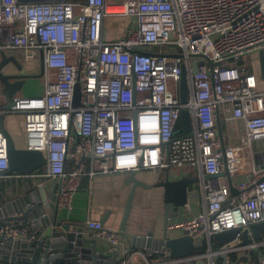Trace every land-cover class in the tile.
I'll return each mask as SVG.
<instances>
[{
    "label": "built area",
    "instance_id": "obj_1",
    "mask_svg": "<svg viewBox=\"0 0 264 264\" xmlns=\"http://www.w3.org/2000/svg\"><path fill=\"white\" fill-rule=\"evenodd\" d=\"M117 17L127 26L121 36L109 38L107 24ZM261 50L264 0H0V63L5 54L14 70L5 72L24 79L7 110L1 109L9 99L0 85V115L5 124L20 120L21 147L43 153L46 164L38 176L55 181L57 210H74L86 176L199 171L201 209L195 211L188 200L166 230L191 236L197 249L206 245L205 252L180 258L164 252L151 259L156 249H136L128 237V243L122 241L120 230L89 218L84 233L107 242L100 264H110L114 254L117 264H235L238 259L242 264L251 248L264 249V237L218 248H211L210 240L239 229V241L243 230L264 221L263 153L255 150V142L264 141ZM183 70L186 103L179 96ZM27 79L38 80L40 92L27 93ZM184 109L189 135L183 133ZM8 168L0 131V180L12 176ZM228 176L237 195L230 192ZM0 235L14 242L39 240L37 230L22 220L6 222ZM224 254L225 260L215 259ZM246 260L243 264H254Z\"/></svg>",
    "mask_w": 264,
    "mask_h": 264
},
{
    "label": "water",
    "instance_id": "obj_2",
    "mask_svg": "<svg viewBox=\"0 0 264 264\" xmlns=\"http://www.w3.org/2000/svg\"><path fill=\"white\" fill-rule=\"evenodd\" d=\"M22 1H47V0H22ZM142 51L146 50L145 46L139 48ZM10 59L3 54L0 63V84L8 97V104L2 106V110L9 109L14 104V95L20 91L24 85V79H19L17 76L6 73L4 68ZM211 63V62H210ZM260 77L264 83V51L259 52ZM196 71V67H194ZM80 93L79 84L76 85V95ZM180 100L186 103L188 99L187 74L185 70L182 72L180 81ZM79 105L78 99H75V106ZM181 122L183 133L190 134L191 120L189 112L182 110ZM218 134L224 144L223 126L221 118L217 117ZM0 131L6 138L7 155L9 168L6 174L19 173L22 175H30L43 168L46 164L44 155L39 150H30L18 146L13 135L6 127L4 115H0ZM255 150L263 153L260 155L259 161L264 165V141L255 142ZM136 173H132L128 183L131 184L130 193L124 208L120 231L126 235L128 220L131 214L133 199L138 187L152 188L162 187L164 189V234L161 239L153 238L152 233L145 235H136L131 240L132 247H139L145 251L151 249L157 250L159 253L168 252L171 258H180L195 255L198 252L194 239L191 236L183 235L170 237L167 233L166 226L169 219L176 217L180 209L188 202L189 185L198 182V179L180 178L171 179L169 172L165 177L155 185H148L135 177ZM230 192L233 195L238 194L237 188L232 184L228 176ZM56 199L53 196L47 195L43 185L36 186L32 191L22 197L0 204V230L6 222L22 220L24 225L37 230L39 240L27 242L24 240L11 241L4 240L0 235V263L12 264H100V259H105L106 255L98 253L96 250V240L87 239L84 236L83 223H73L71 221L58 219L59 212L55 209L53 203ZM49 201V204H47ZM110 210L107 211L101 219L105 225L110 215ZM239 229H231L225 232L215 234L210 240V247L213 248V243L216 242L219 246L236 243L237 246L251 244L254 240H259L264 237V221L252 224L248 229L243 230L239 241L236 240ZM237 241V242H235ZM92 244L91 248H85V245ZM249 257L254 264H260L263 259L262 253L258 248H251ZM88 254V255H87ZM228 254L217 256L215 259H226ZM238 259L235 264H238ZM118 260L114 254L110 258V264H117ZM192 264H206L204 260ZM225 264V263H224Z\"/></svg>",
    "mask_w": 264,
    "mask_h": 264
},
{
    "label": "crops",
    "instance_id": "obj_3",
    "mask_svg": "<svg viewBox=\"0 0 264 264\" xmlns=\"http://www.w3.org/2000/svg\"><path fill=\"white\" fill-rule=\"evenodd\" d=\"M110 22V21H109ZM107 24L106 36L113 38L114 36H121L120 33H112L110 23ZM27 91L33 93V88L28 87ZM14 118H9L11 126H13ZM22 122V119H21ZM23 127L20 126L19 130H13L15 136L22 137L19 140L18 146L24 143ZM18 133V134H17ZM168 171H139L135 174V177L148 184L155 185L160 182ZM170 172V171H169ZM12 176L0 180V204L14 200L18 197H22L25 194L32 191L36 186L43 185L45 193L53 196L55 194L56 184L51 179L39 177L38 173L30 175L11 174ZM132 173L125 174H110L100 175L93 179L85 178L81 182L79 191L76 193L74 200V210L68 213L64 210H59V218L73 223H83L91 219L101 220L104 214L110 210L109 218L107 219L105 226L109 229L120 230L122 216L124 208L130 193L131 184L128 183ZM170 178H193L198 179V182L189 185V202L192 204L195 211L201 209L202 205V191L200 173L198 170H190V168L176 169L170 172ZM56 197V195H55ZM56 199H54L53 203ZM49 204V201L48 203ZM56 206V205H55ZM164 189L162 187H138L136 189L135 197L133 199V205L131 214L128 220L126 236L123 235L122 241L128 243L127 237L132 240L136 235H145L152 233L153 238L161 239L164 234ZM56 209V208H55ZM84 236L90 240H96L90 238V236L84 233ZM171 238L179 236V233L174 232L169 235ZM92 244L85 245V248H91ZM107 248V242L102 239L96 240V250L98 253H104ZM143 252L144 249L135 247ZM88 255V254H87Z\"/></svg>",
    "mask_w": 264,
    "mask_h": 264
},
{
    "label": "rangeland",
    "instance_id": "obj_4",
    "mask_svg": "<svg viewBox=\"0 0 264 264\" xmlns=\"http://www.w3.org/2000/svg\"><path fill=\"white\" fill-rule=\"evenodd\" d=\"M110 26H111V32L112 33H120V29H122L123 31H124V29H125V26H127V20L126 19H123V18H119V17H117V18H112L111 20H110ZM4 70H10L11 72H13L14 70L11 68V66L10 65H6L5 66V68H4ZM1 85V84H0ZM2 86V85H1ZM169 86L171 87L172 86V84H171V82H169ZM28 87H32L33 88V93H37V92H40V84H39V81L38 80H31V79H27L26 80V83H25V91L27 92V93H29L28 91H27V88ZM32 93V94H33ZM7 125V127H8V129H10V131H13V130H19V128H20V120L18 119V118H14V120H13V126H11V124L10 123H7L6 124ZM18 134V133H17ZM19 134H21V130H20V133ZM23 134V133H22ZM21 134V135H22ZM20 139L22 140V137H20ZM17 140V139H16ZM15 140V141H16ZM17 142V141H16ZM264 251V249H262V248H259V252L260 253H262ZM245 258H243L242 260H241V263L243 264V263H245L247 260H246V258H249V262L250 263H252V259L249 257V252H247L246 254H245V256H244Z\"/></svg>",
    "mask_w": 264,
    "mask_h": 264
},
{
    "label": "trees",
    "instance_id": "obj_5",
    "mask_svg": "<svg viewBox=\"0 0 264 264\" xmlns=\"http://www.w3.org/2000/svg\"><path fill=\"white\" fill-rule=\"evenodd\" d=\"M253 58H254V57H250V58H248V60H247V62H248V67H249V70H250V71H254V69H255V66H254L255 63H252ZM9 130H10V129H9ZM10 132H11V134L13 135L14 139H15V140L17 139V140H16V141H17L16 143L19 144V140H21V139H20V136H15V135L13 134L12 131H10ZM21 146H23V144H22ZM43 172H44V168H41L40 170H38V171H36V172H34V173H43ZM13 174H14V173H13ZM16 174H18V173H16ZM85 178H87V176L84 177L83 180H85ZM83 180H82V182H83ZM212 243H213V248H218V247H219V245H218L216 242H214L213 240H212ZM205 251H206V245L203 244V245L198 249V252L203 253V252H205ZM163 255H165V254L155 253V254L151 255L150 258H151V259H157V258H159V257H162ZM233 259L236 260V259H237V256L234 255V256H233Z\"/></svg>",
    "mask_w": 264,
    "mask_h": 264
}]
</instances>
